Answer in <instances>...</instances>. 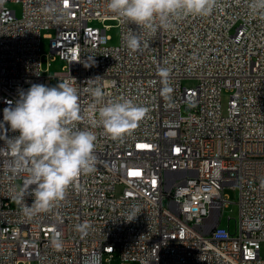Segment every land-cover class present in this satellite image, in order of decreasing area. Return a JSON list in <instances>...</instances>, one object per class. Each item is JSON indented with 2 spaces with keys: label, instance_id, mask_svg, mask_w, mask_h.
Here are the masks:
<instances>
[{
  "label": "built area",
  "instance_id": "built-area-1",
  "mask_svg": "<svg viewBox=\"0 0 264 264\" xmlns=\"http://www.w3.org/2000/svg\"><path fill=\"white\" fill-rule=\"evenodd\" d=\"M8 3H20L21 15ZM249 4L218 0L208 16L142 33L133 53L124 36L138 27L106 0H0V122L21 91L50 82L47 29L65 63L55 85L75 79L84 117L77 126L97 137L95 171L34 216L22 212L32 196L16 199L28 173L8 172L0 157V264H264V15ZM108 19L118 22L116 45L106 25L92 24ZM96 86L104 103L124 97L146 109L133 129L113 139L92 125ZM226 187L239 192L235 233L222 224Z\"/></svg>",
  "mask_w": 264,
  "mask_h": 264
},
{
  "label": "clouds",
  "instance_id": "clouds-1",
  "mask_svg": "<svg viewBox=\"0 0 264 264\" xmlns=\"http://www.w3.org/2000/svg\"><path fill=\"white\" fill-rule=\"evenodd\" d=\"M218 0H106L108 10L128 25L124 36L125 46L133 53L142 50V33L155 34L160 29H174L176 21L190 16H208ZM249 7L264 15V0H250ZM162 76L166 68H160ZM72 77L61 80L55 86L33 83L19 93L14 106L3 110L7 125L0 135V157H7L3 166L8 172L28 173L16 199L23 201L26 195L34 199L25 204L22 212L27 216L47 212L64 200L69 187L77 186L82 174L95 171L94 154L96 135L91 130L77 126L84 119L79 90ZM94 102L88 105L93 126L100 125L113 139L133 129L146 109L132 99L121 97L104 103L105 92L99 86L90 89ZM11 104V102H10ZM102 105V106H101ZM98 113V116L96 115ZM17 133L8 135V131ZM79 227V226H78ZM51 243L59 248L58 234Z\"/></svg>",
  "mask_w": 264,
  "mask_h": 264
},
{
  "label": "rangeland",
  "instance_id": "rangeland-1",
  "mask_svg": "<svg viewBox=\"0 0 264 264\" xmlns=\"http://www.w3.org/2000/svg\"><path fill=\"white\" fill-rule=\"evenodd\" d=\"M12 9H15L17 15L20 16L22 12V5L20 3H8ZM92 24L107 26V34L110 36V44L116 45L120 41V29L118 26L117 20L108 19L105 22L101 21H92ZM52 34V30H43L41 36V53H42V68L44 70V74L50 76V82L47 84L48 86H55L54 77L55 73L61 71L64 66V61L61 60L55 53H52L50 46V35ZM230 91H224L222 96V102L224 110L226 109L227 102L229 99ZM225 197L230 201L227 207L224 208L222 215V224L230 225V229L232 233H235L236 226L239 225L240 218V206L238 203L239 192L237 188L234 187H226L224 189ZM20 264H38L37 260H30L27 262H21ZM114 264H121L119 260H115ZM124 264H139L138 262H130L126 261Z\"/></svg>",
  "mask_w": 264,
  "mask_h": 264
}]
</instances>
